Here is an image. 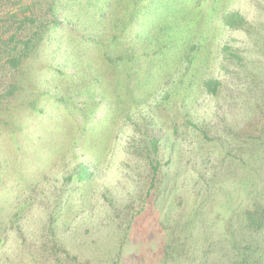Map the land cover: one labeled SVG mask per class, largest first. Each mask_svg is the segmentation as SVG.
I'll use <instances>...</instances> for the list:
<instances>
[{
    "label": "rangeland",
    "instance_id": "obj_1",
    "mask_svg": "<svg viewBox=\"0 0 264 264\" xmlns=\"http://www.w3.org/2000/svg\"><path fill=\"white\" fill-rule=\"evenodd\" d=\"M137 1L0 0V264H264V0Z\"/></svg>",
    "mask_w": 264,
    "mask_h": 264
},
{
    "label": "trees",
    "instance_id": "obj_2",
    "mask_svg": "<svg viewBox=\"0 0 264 264\" xmlns=\"http://www.w3.org/2000/svg\"><path fill=\"white\" fill-rule=\"evenodd\" d=\"M148 0H138L137 5L147 2ZM137 12H135L136 15ZM139 22H141L146 15L145 11L137 13ZM36 18L34 12H30L26 15L12 14L7 18L0 17V70L9 72L11 70H16L21 65L24 58L34 50L37 40L39 38V30H31L30 34H23L25 29L34 27L35 29ZM228 25L232 23L226 20ZM217 82L214 80H207L204 87L209 92L215 90V84ZM2 93L4 96L8 97L12 95L15 91V85L10 82L2 86ZM3 106V101H0V108Z\"/></svg>",
    "mask_w": 264,
    "mask_h": 264
}]
</instances>
